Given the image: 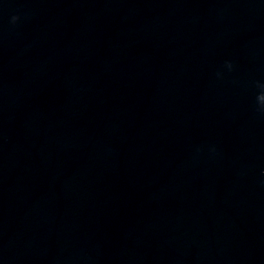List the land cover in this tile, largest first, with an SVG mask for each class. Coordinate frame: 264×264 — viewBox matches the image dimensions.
<instances>
[{
    "label": "clouds",
    "instance_id": "1",
    "mask_svg": "<svg viewBox=\"0 0 264 264\" xmlns=\"http://www.w3.org/2000/svg\"><path fill=\"white\" fill-rule=\"evenodd\" d=\"M13 19V21H15L16 19H17V17H13L12 18ZM229 67H230V65H229ZM262 89H264V84H261V85H259ZM257 101H258V103H259V105H260V110L261 111H264V91H262L258 96H257Z\"/></svg>",
    "mask_w": 264,
    "mask_h": 264
}]
</instances>
